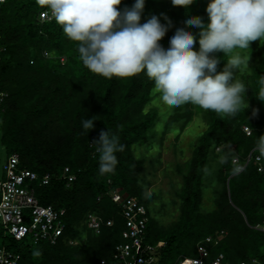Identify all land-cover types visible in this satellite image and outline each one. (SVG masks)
Segmentation results:
<instances>
[{
	"label": "trees",
	"instance_id": "1",
	"mask_svg": "<svg viewBox=\"0 0 264 264\" xmlns=\"http://www.w3.org/2000/svg\"><path fill=\"white\" fill-rule=\"evenodd\" d=\"M18 2L7 0L0 17V88L8 93L0 107L2 142L9 155H19L21 168L39 175L33 185L40 202L66 210V229L56 244H32L28 238L16 240L0 233V247L21 254V264H100L104 259L108 264H124L114 259V248L124 241L126 222L111 192L121 189L146 207L157 200L147 191L150 183L142 176L147 156L136 151L159 144L154 129L163 113L155 101L160 94L144 72L112 79L90 72L80 59L78 42L68 39L55 19L40 22V12L50 8L35 0ZM134 3L121 0L116 7L122 12ZM207 4L208 0H195L188 12L208 23ZM161 13L173 22L159 41L165 48L177 26L198 36L199 29L184 23L183 8L173 6L171 0H145L140 23L152 15L166 23ZM193 46L199 48L198 40ZM249 50L251 65L241 76L247 87L245 103L236 116L218 115L189 103L174 107L164 123L163 132L173 130L176 123L184 130L201 111L208 128L199 136L189 161L177 164L183 177L178 220L165 227L147 207L145 243L156 247L157 264H174L181 255L197 256L198 243L209 236L216 241L210 246L212 255L224 253L227 261L235 263L254 258L264 263V231L260 229L264 224V176L254 160L239 174L232 163L234 156L246 158L264 139L259 131L264 128V102L256 98L264 79V41L250 42ZM46 51L52 55L45 56ZM215 55L221 58L219 71L228 56ZM254 109H258L256 115ZM87 119L95 125L89 134L82 127ZM244 125L254 132L248 136ZM101 130L117 134L125 146L115 153V171L103 176L99 154L91 143ZM217 147L221 152H216ZM255 153L264 157L262 150ZM220 156L217 175L211 179L217 185L212 189L213 183L206 186L205 178L211 161ZM66 167L76 176L72 182ZM45 175H50L48 184H42ZM208 188L213 191L214 208L205 212L202 204ZM90 213L113 220V226L103 224L97 233L88 225ZM37 251L39 256L34 255Z\"/></svg>",
	"mask_w": 264,
	"mask_h": 264
},
{
	"label": "clouds",
	"instance_id": "2",
	"mask_svg": "<svg viewBox=\"0 0 264 264\" xmlns=\"http://www.w3.org/2000/svg\"><path fill=\"white\" fill-rule=\"evenodd\" d=\"M4 2L0 0V4ZM194 2L171 0L173 6L183 8L184 23L199 29L198 36L177 26L165 48L159 41L173 22L161 13L166 23L152 15L141 24L145 0H135L131 9L122 12L116 7L121 0H35L37 5L51 9L68 39L78 42L80 59L90 72L107 79L128 78L144 72L165 104L180 107L190 103L218 115L234 117L242 109L247 92V87L236 80L234 70L239 72L249 63V58L245 59L236 50L249 49L250 42L264 40V0H208V23L200 16L189 14L188 6ZM197 40L198 51L193 50ZM217 52L228 56L220 72L217 65L221 58L215 55ZM260 84L256 98L264 102V79ZM3 95L0 93V97ZM257 112L254 109L253 115ZM93 121L82 122L87 134L95 127ZM91 143L99 154V174L113 173L118 164L115 153L125 147L120 137L101 130ZM259 147L264 151V139Z\"/></svg>",
	"mask_w": 264,
	"mask_h": 264
},
{
	"label": "built area",
	"instance_id": "3",
	"mask_svg": "<svg viewBox=\"0 0 264 264\" xmlns=\"http://www.w3.org/2000/svg\"><path fill=\"white\" fill-rule=\"evenodd\" d=\"M0 4V17L2 7L6 3ZM51 10L45 9L40 12V21L54 20ZM2 45V35L0 34V52ZM49 54L47 51L45 55ZM0 107L4 105L8 93L0 88ZM244 132L249 136L254 130L244 125ZM264 133V128H259ZM219 150V149H218ZM261 150L255 147L246 158L239 156L233 158L236 174L245 170L250 162L254 160L257 170L264 176V157L255 153ZM239 169V171H237ZM5 178L0 181V233L4 236L10 235L16 240L28 238L30 243L39 244L50 242L56 244L59 237L65 233L66 223L64 208H57L53 205H44L37 197L35 186L39 175L29 169L20 167V157L14 153L8 156L4 165ZM69 167L65 168L69 182L76 179ZM50 175L42 178V184H48ZM114 202L121 205L122 214L126 222L123 231L124 241L116 244L114 248V259L124 264H157L156 247L145 243V233L149 222L147 207L136 197L127 195L123 190L117 189L111 192ZM103 224L113 226L114 221L104 220L101 216L90 213L88 215V225L97 233H100ZM264 231V224L260 227ZM213 237L209 236L200 241L197 245L198 255H181L174 264H264L257 258L250 261L230 262L226 260L224 253L212 255L210 246L215 245ZM71 243H76L71 241ZM160 243L158 246H163ZM22 256L5 247H0V264H21ZM100 264H108L107 260H101Z\"/></svg>",
	"mask_w": 264,
	"mask_h": 264
},
{
	"label": "rangeland",
	"instance_id": "4",
	"mask_svg": "<svg viewBox=\"0 0 264 264\" xmlns=\"http://www.w3.org/2000/svg\"><path fill=\"white\" fill-rule=\"evenodd\" d=\"M9 1L17 5L21 4L18 2L19 0ZM263 41L264 40L259 42L263 43ZM198 49V47L193 46V50L198 51ZM236 51L245 59L249 58V63L243 65L239 72L238 70H234L236 72V80L242 82L241 76L245 73L246 69L250 67L253 53L249 49H237ZM51 55L52 54H46L45 56L49 57ZM223 69L224 68H220L218 72L223 71ZM155 101L159 105L160 111L163 112L161 113L160 122L157 123L154 129L157 135L156 140L159 144H155L153 148H148L147 150L141 147L137 149L136 153L139 156H147V162L143 169L142 176L150 183L147 191L154 194L155 199H157L147 206L150 210V214L153 215L161 225L171 227L178 220L181 211V201L179 200L178 193L183 187V177L177 170V164L185 165V163L189 161L193 149L197 145L199 136L206 131L208 124L202 112L199 111L196 112L195 117L184 130H179V124L176 123L173 124V130L163 132L164 123L174 107L165 104L161 100L160 95ZM177 134H179L178 138H176ZM218 149L219 147L216 148V152H221L218 151ZM8 155V151L2 142V129L0 128V181L5 178L4 165L7 162ZM221 160L222 156L217 160L211 161L208 177L205 178L206 186L213 183L212 189L216 187L217 183L211 179H215ZM213 208V191L208 188L205 189L204 192L202 209L207 212Z\"/></svg>",
	"mask_w": 264,
	"mask_h": 264
}]
</instances>
